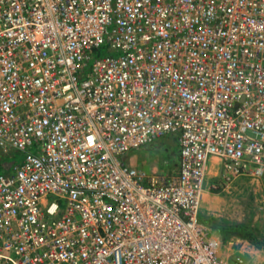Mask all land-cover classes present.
Wrapping results in <instances>:
<instances>
[{
	"label": "built area",
	"instance_id": "built-area-1",
	"mask_svg": "<svg viewBox=\"0 0 264 264\" xmlns=\"http://www.w3.org/2000/svg\"><path fill=\"white\" fill-rule=\"evenodd\" d=\"M175 133L171 174L125 160ZM0 148V264H264L199 219L263 196L264 0H0Z\"/></svg>",
	"mask_w": 264,
	"mask_h": 264
},
{
	"label": "rangeland",
	"instance_id": "rangeland-1",
	"mask_svg": "<svg viewBox=\"0 0 264 264\" xmlns=\"http://www.w3.org/2000/svg\"><path fill=\"white\" fill-rule=\"evenodd\" d=\"M101 52L99 53V55H105L108 54L109 51L107 49V46L104 45L99 49ZM169 135V136H168ZM176 142L178 143V134H167V135H163L159 138H157L156 140H154L153 142L147 144L144 148H141L139 150H135L134 152H129L127 155H125V160L134 165L137 166L139 168L145 169L147 171H151V169L153 168V166H155L154 168H156L161 174L167 176L169 174H171L173 171L176 170L177 168V156H175L174 154V147L176 146ZM14 151V152H12ZM3 153V151L0 148V154ZM5 155L7 156V160L8 162H10L11 160H17V162H19L22 159V152L17 151V150H10L9 152H4ZM12 153H17L18 156H12ZM167 156H169L170 158V163H166L165 159L167 158ZM3 170V169H2ZM1 170V171H2ZM212 175V174H211ZM209 176L210 181H214V179H212L215 176ZM242 189V188H241ZM216 190V189H215ZM211 190L210 193L207 192L206 196H214V198L217 199V197H220V194H225L222 193L220 190ZM247 189H243L242 192L240 194H238L241 203H246L248 208L250 210H253L254 204L253 202H255L256 200L254 199V195L250 194V192H247ZM218 196H217V195ZM205 197V196H204ZM258 207L259 205L263 207L264 205V195L260 196L258 195ZM256 205V204H255ZM257 207V206H255ZM262 210V209H260ZM258 209H256V212L258 213V220L256 222V225L259 226L260 230L264 231V212L260 211ZM254 211V210H253ZM210 217V216H208ZM221 217V216H219ZM222 218V217H221Z\"/></svg>",
	"mask_w": 264,
	"mask_h": 264
},
{
	"label": "crops",
	"instance_id": "crops-1",
	"mask_svg": "<svg viewBox=\"0 0 264 264\" xmlns=\"http://www.w3.org/2000/svg\"><path fill=\"white\" fill-rule=\"evenodd\" d=\"M173 150H174L175 156H177V163L176 164L179 165V160H180L179 142L178 143L176 142V146L174 147ZM131 152H134V151H131ZM165 161L168 164L170 163L169 156H167ZM178 165H177V168H178ZM154 167L155 166H153V168L151 170H157ZM177 168H176V170H177ZM219 171H220V164L216 158H213L211 163H210V166H209V176L211 174H212L211 176H215L212 179L216 180L217 184L219 183V177L217 176ZM225 186L226 185H224L220 181V183L218 184V188H216V190H220L222 193H225V194L224 195L220 194L221 196L217 197V199L214 198V196H212V194H211V196H206L207 192L205 193V195H204L205 197H204L203 203H202V214H201L203 216V218L208 220L211 217V218H215L217 220H226V221L236 222V223L250 222L252 224V226L259 228V226L256 225V222H257L258 216H259L258 213L256 212V209H258V210L262 209L260 211L264 212V205H263V207H262V205L261 206L259 205V207H258V202H257L258 198L255 199V197H254V199L256 200L255 202H253V204H254L253 210L254 211L250 210L246 203H243V204L241 203V200L238 197L239 195L236 194L237 192L234 189L228 190V188H226ZM236 188L241 189L240 184H238ZM210 192L211 191H208V193H210ZM262 193L264 195V191ZM250 194H252V193L250 192ZM252 195H254V194H252ZM255 206H257V207H255ZM208 216H210V217H208ZM219 216H221L222 218ZM213 228L221 236L220 230L216 227H213ZM260 231L264 234L263 230H260ZM240 239L248 240L246 238H243V237H240L237 235H231L228 237L227 240H223V237L221 236L222 242L224 244L227 243L228 247H231L233 243H236ZM250 243L254 246L253 250L260 249V252L262 251L264 253V248H260V247L256 246L255 244H253L252 242H250Z\"/></svg>",
	"mask_w": 264,
	"mask_h": 264
},
{
	"label": "trees",
	"instance_id": "trees-1",
	"mask_svg": "<svg viewBox=\"0 0 264 264\" xmlns=\"http://www.w3.org/2000/svg\"><path fill=\"white\" fill-rule=\"evenodd\" d=\"M101 51L99 50V53ZM14 152V151H12ZM12 156H18L17 153H12ZM23 156V155H22ZM17 160H11L8 162L5 153L0 154V172H5L11 167ZM3 169V170H2ZM2 170V171H1ZM199 219L203 222L210 224L220 230L223 240H227L231 235H237L248 239L250 242L260 248H264V234L259 228L252 226L250 222H230L226 220H217L215 218L205 219L201 215Z\"/></svg>",
	"mask_w": 264,
	"mask_h": 264
}]
</instances>
